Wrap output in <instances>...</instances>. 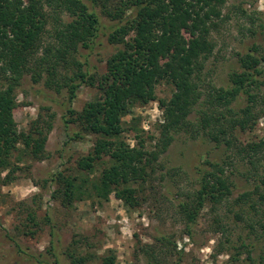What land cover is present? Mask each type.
Here are the masks:
<instances>
[{
	"label": "trees",
	"instance_id": "1",
	"mask_svg": "<svg viewBox=\"0 0 264 264\" xmlns=\"http://www.w3.org/2000/svg\"><path fill=\"white\" fill-rule=\"evenodd\" d=\"M110 1L0 0V173L10 168L6 177L13 180V172L19 168L13 165V157L42 160L48 156L46 143L55 114L47 120L39 116L28 132L19 130L14 116L18 106L16 88L26 70H34L35 82L46 72V85L58 93L68 90L70 102L85 84L101 90V99L89 102L77 117L71 106L63 116L69 135L74 133V137H83L80 132H71L70 124L77 121L85 131L98 135L92 152L78 159L80 170L91 172L104 157L110 158L108 167L93 183L98 197L108 200L114 193L127 206L138 205V188L133 183L156 175L163 167L161 156L182 131L193 138L206 135L218 145L224 143L228 148L237 147L236 153L257 170L258 163L264 158V137L236 144L235 131L251 129L264 115V42L260 41L264 36V15L257 18L258 22L253 15L250 16L251 25L246 31L254 40L251 44L244 43L243 50L238 52L239 70L231 73L224 86L211 88L204 97L199 83L206 61L215 51L213 33L229 18L224 13L229 0H121V4L107 14L117 21L108 23L101 17L98 5L101 3L106 12ZM236 9L247 14L241 7ZM64 13L69 15L68 21L61 17ZM51 24L52 30H49ZM107 32L111 43L123 47L108 60L107 72L96 78L87 59L89 51L85 54L82 49H93L100 36ZM47 33L50 41L45 44ZM131 33L134 35L128 38ZM40 50L42 52L38 55ZM77 54L85 57V62L80 61ZM163 81L173 85L174 91L169 99L160 100L165 119L160 125L154 149L121 140L124 117L137 103L155 101L156 87ZM244 96L247 104L236 110L233 103ZM198 105V121L194 123L189 116ZM19 144L24 147L20 148ZM205 162L211 165V171L200 169V188L193 195L194 200L180 202L182 214L190 227L196 223L207 200L222 202L232 193L231 182L224 177V169L218 166V162L212 159ZM78 178L63 172L54 173L51 181L60 188L54 191L53 197L62 193L63 204L73 203L75 197L81 196L80 187L86 182L84 179L79 187L76 184ZM258 190L261 191V203H264V174ZM252 207L255 208V202ZM31 216L34 220L35 215ZM188 233L192 234L190 228ZM51 235L49 255L54 257L55 264H62L60 236L54 226ZM6 236L14 239L9 232ZM159 239L165 241L167 238L161 236ZM14 243L17 253L24 254L28 260L39 264L47 262L16 240ZM78 243L75 241L63 251L73 264H116L115 254H79ZM167 243H161L160 249L156 245L142 247L149 255L150 264H158L161 256L166 258L173 254V247ZM173 245L176 251V244ZM262 259L264 261V257ZM180 261L181 258L174 264H180Z\"/></svg>",
	"mask_w": 264,
	"mask_h": 264
},
{
	"label": "rangeland",
	"instance_id": "2",
	"mask_svg": "<svg viewBox=\"0 0 264 264\" xmlns=\"http://www.w3.org/2000/svg\"><path fill=\"white\" fill-rule=\"evenodd\" d=\"M120 4L121 0H111L104 12L100 3L98 10L103 20L108 23L117 21L107 14ZM236 7L246 10L247 14ZM224 13L229 18L213 33L215 51L206 61L199 83L204 97L211 88L224 86L231 73L239 70L237 54L243 50L244 43L251 44L254 40L251 33L246 31L251 25L250 16L253 15L256 22L257 18L263 17L264 0H229ZM61 17L64 21L69 20L68 13ZM48 28L52 30V24ZM133 35L131 33L128 38ZM48 41L47 33L45 44ZM260 41L264 42V36L260 37ZM98 42L91 50L82 49L85 54L89 51L87 59L96 78L107 72L108 60L123 47L111 43L108 32L102 34ZM77 58L82 62L86 60L80 54H77ZM34 74V70H26L21 84L16 88L18 106L14 116L18 128L28 132L39 116L47 120L55 114V118L46 143L48 156L42 160L13 157V165L16 168L19 166L13 172V180L6 177L10 168L0 173V264H39L17 253L15 240L23 248L45 258L47 262L44 264H55L54 257L48 251L52 226L60 236L62 264H73L63 251L75 241H79L77 250L82 255L87 252H96L98 256L115 254L116 264H150L149 255L142 247L156 245L160 249L161 243H167V240L171 241L167 245L173 247V254L166 258L161 256L158 264H174L179 258L180 264H264V203H261V191L258 190L264 174V158L258 163V169L254 170L236 153L237 147L228 148L224 143L218 145L206 135L193 138L182 131L161 156L163 167L156 175L133 183L138 188V205L129 207L114 193L108 200L103 199L94 192L93 183L108 167L110 158L104 157L91 172L80 170L78 159L92 152L98 135L85 131L79 121L70 124L71 132H80L83 137H74V133L69 135L63 120L70 106L77 112V117L89 102L101 99V90L85 84L70 102L68 90L58 93L46 85V72L37 82L33 79ZM173 91V85L164 81L159 83L155 101L137 103L124 117V131L120 139L131 145L139 143L154 149L160 125L165 119L160 100L169 99ZM246 104L244 96L236 100L233 107L239 110ZM199 108V105L196 106L189 116L194 123L198 121ZM235 134L236 144L264 137V115L257 119L251 129H237ZM71 136L75 139H71ZM19 146L24 147L22 144ZM211 159L224 169V177L231 182L232 193L222 202L207 200L196 223L190 227L182 214L180 202L194 200L193 195L200 188V169L211 171V165L205 162H211ZM56 172L78 176V186L84 179L86 181L79 186L81 196L75 197L70 205L63 204L62 193L53 197L54 191L60 188L51 181ZM244 194L247 196L243 197ZM254 202L255 208L252 207ZM31 214L35 215L34 220ZM49 215L51 220L48 219ZM7 232L14 239L8 238ZM161 236L167 239L161 241Z\"/></svg>",
	"mask_w": 264,
	"mask_h": 264
}]
</instances>
